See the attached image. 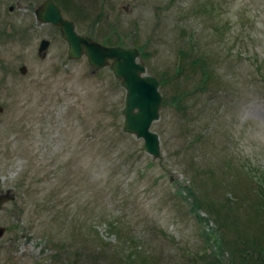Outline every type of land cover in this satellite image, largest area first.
Masks as SVG:
<instances>
[{
	"label": "rangeland",
	"instance_id": "rangeland-1",
	"mask_svg": "<svg viewBox=\"0 0 264 264\" xmlns=\"http://www.w3.org/2000/svg\"><path fill=\"white\" fill-rule=\"evenodd\" d=\"M45 1L0 0V264H245L237 244L264 231V0H54L78 33L139 49L164 100L186 94L152 126L157 159L124 131L112 69L37 21ZM183 53L205 86L176 74Z\"/></svg>",
	"mask_w": 264,
	"mask_h": 264
},
{
	"label": "water",
	"instance_id": "water-1",
	"mask_svg": "<svg viewBox=\"0 0 264 264\" xmlns=\"http://www.w3.org/2000/svg\"><path fill=\"white\" fill-rule=\"evenodd\" d=\"M35 16L41 24H51L59 27L64 40L68 43L69 60H79L87 57L91 66L96 69L110 67L117 79L126 90V105L124 108L126 133L139 140H144V149L155 159L161 155V140L158 133L152 131L153 124L160 120L163 96L159 80L147 74L146 64L140 61V50L135 47L107 46L93 38L78 33L76 24L64 18L61 8L54 0H47L35 11ZM51 41L43 39L38 53L46 58ZM26 67L21 68L25 74ZM2 109H0V112ZM10 200L9 196L0 198V206ZM0 228V237L5 233Z\"/></svg>",
	"mask_w": 264,
	"mask_h": 264
},
{
	"label": "trees",
	"instance_id": "trees-1",
	"mask_svg": "<svg viewBox=\"0 0 264 264\" xmlns=\"http://www.w3.org/2000/svg\"><path fill=\"white\" fill-rule=\"evenodd\" d=\"M144 55L142 53L141 57ZM184 59H183V64L181 66H179V68H177V72L176 74H182L184 72V70L186 69L187 72V77H190L192 73H194L195 71H197L195 68L200 69V71L203 74V80H202V85H206L211 77V74L209 73V71L207 70V68H209L208 64L205 61V57L204 56H200L197 57L194 60H190V54H186L183 53ZM187 60H189V62L187 63ZM186 61V63H185ZM160 76V86H162L164 88V86H166V84L168 83L169 80L165 79L163 76ZM165 90V88H164ZM185 93L179 94V95H172L170 97H166L163 104L164 107L165 106H170L171 108H174L176 111H179L182 107L183 104V99L185 98ZM262 187L259 190V200L261 203L264 204V183H262ZM193 193H191L192 195ZM238 229L237 230V235H239L238 237H240L241 235V228L239 226L238 223L235 224ZM244 243L242 244V242L237 244V252L240 253L242 260L244 259L245 264H264V231L261 232L260 237L257 236L256 240H250V239H246L245 241H243ZM242 245L246 246V249L243 248V250H241ZM258 252V255H257Z\"/></svg>",
	"mask_w": 264,
	"mask_h": 264
},
{
	"label": "flooded vegetation",
	"instance_id": "flooded-vegetation-1",
	"mask_svg": "<svg viewBox=\"0 0 264 264\" xmlns=\"http://www.w3.org/2000/svg\"><path fill=\"white\" fill-rule=\"evenodd\" d=\"M54 26V25H53ZM56 27V26H55ZM59 30H60V28L59 27H57ZM61 31V30H60Z\"/></svg>",
	"mask_w": 264,
	"mask_h": 264
}]
</instances>
